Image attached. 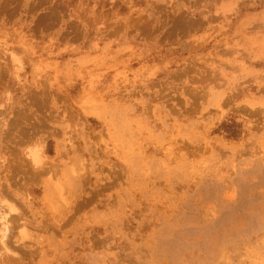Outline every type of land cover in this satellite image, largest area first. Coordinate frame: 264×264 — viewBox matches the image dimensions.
I'll list each match as a JSON object with an SVG mask.
<instances>
[{"label":"rangeland","instance_id":"374dc122","mask_svg":"<svg viewBox=\"0 0 264 264\" xmlns=\"http://www.w3.org/2000/svg\"><path fill=\"white\" fill-rule=\"evenodd\" d=\"M0 264H264V0H0Z\"/></svg>","mask_w":264,"mask_h":264}]
</instances>
